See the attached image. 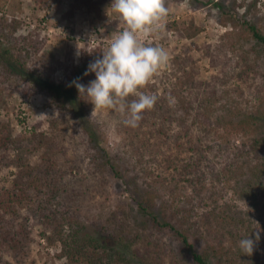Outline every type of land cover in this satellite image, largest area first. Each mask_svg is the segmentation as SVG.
<instances>
[{"label":"trees","instance_id":"obj_1","mask_svg":"<svg viewBox=\"0 0 264 264\" xmlns=\"http://www.w3.org/2000/svg\"><path fill=\"white\" fill-rule=\"evenodd\" d=\"M102 1L73 0L63 16L71 22L75 11L84 9L92 12L97 20ZM170 1L192 2L197 7L211 4L223 15L221 24L235 29L238 20L243 31L264 55L261 28L245 19L244 15L239 16L235 11L231 14L220 1ZM8 2L0 0V115L3 110L7 111V99L2 91L6 86L21 83L26 93L43 94L46 104L54 107L61 117L72 118L79 123L84 138L72 144L74 152L77 154L83 147L89 154V161H94L96 170L108 171L113 178L122 179L118 163L101 152L98 131L89 121L90 102L74 84L76 81L87 85L95 79V73H84L91 62L102 58L105 50L83 46L80 62L75 63L69 47L64 60L60 61L42 48L43 42L36 32L17 35L21 22L6 16ZM33 2L43 10H59L61 0ZM106 29L109 33L110 26ZM199 30V27L189 24L183 38L191 39ZM150 45L155 46L153 43ZM211 60L214 62L212 57ZM190 62L191 59L183 53L173 54L169 60L170 67L159 71L141 89L157 95L159 99L152 110L142 114L137 127L125 123V113L117 109L108 111L116 120L117 129L126 135L130 145L126 154L135 157L133 169L143 177L153 176L139 199L131 197L142 217V228H147L145 234H142L143 229L127 234L109 232L101 223L93 224L92 234L76 229L74 225L79 224L80 212L72 205L78 202L79 195L71 187L65 164H71L70 169L78 166L75 161L65 158L66 150L60 151L66 141L65 130L59 127L57 120H51L47 131H37L33 127L18 133L13 129L11 119L3 120L0 116V164L12 169L10 179H0V264H9L6 256L18 263L28 256L32 242L30 220L48 232L46 238L50 244H59L57 256L64 260V264H131L128 251L137 264H246L241 258L243 256L236 257L231 246L224 247L223 242L249 229L252 215L248 211L227 203L218 205L215 201L208 211L200 215L199 221L187 222L181 221L174 211L166 215L154 210L155 200L161 196L159 187L168 188V179L177 177L191 190L200 191L206 180L213 184V181L219 182L223 178L233 184V194L262 217L259 218L260 230L253 227L251 232L255 238L257 234L264 238V203H261L264 200V107L236 118L216 116L212 119L213 109L225 92L220 88L223 82L221 75H213L208 81L199 80ZM57 70L62 71L61 79L54 76ZM252 71L253 67L248 64L245 70L236 74L240 76ZM169 96L175 98L174 105H169ZM259 101L264 103V100ZM212 130H221L224 136L233 134L239 138V143L233 146L235 151L232 150L234 154L228 165L220 171L203 169L206 151L214 149L206 144ZM100 157L105 159L100 161ZM148 163H159L158 169L166 171L169 178L147 169L144 165ZM134 181L135 178L131 183ZM165 207L171 210L166 204ZM200 232L204 234L206 245L202 252L196 249L194 239V233ZM163 233L170 234L180 243L182 259L173 253L165 254L160 244ZM236 250L242 253L240 248ZM258 257L262 259L259 261L258 258L256 264H264V255Z\"/></svg>","mask_w":264,"mask_h":264},{"label":"rangeland","instance_id":"obj_2","mask_svg":"<svg viewBox=\"0 0 264 264\" xmlns=\"http://www.w3.org/2000/svg\"><path fill=\"white\" fill-rule=\"evenodd\" d=\"M72 1L61 0L59 10L55 8L43 10L33 0H9L5 12L7 17L19 19L21 22L17 35L24 36L29 32H36L43 42L42 48L53 53L60 61L64 60V55L70 47L74 62L79 63L80 50L83 46L89 49L106 50L125 25L119 14L111 9L112 0L101 2L99 19H94L92 12L81 9L76 10L71 22H68L63 13L70 9ZM218 1L231 14L235 11L239 16L244 15L245 19L258 25L264 34V0ZM166 6L168 15L163 22V28L147 40L143 37L139 39L142 43H153L155 46L163 47L169 55V60L175 53H183L189 57L195 77L199 80L208 81L213 75H221L223 82L220 88L222 87L225 92L213 109L212 119L216 116L224 117V119L236 118L255 112L257 109L262 110L264 103L259 100H264V55L254 40L243 31L239 21L236 20L235 29L228 24H221L223 15L211 4L197 7L192 2L173 3L166 0ZM189 24L199 27L200 30L193 38L186 39L183 35ZM108 26H110L109 33L106 29ZM174 27H178L179 30ZM248 64L253 67V71L238 76ZM169 67L168 62L160 72L166 71ZM54 76L61 79L62 71L57 70ZM2 91L7 99V111L1 112V119H11V125L16 132L19 133L22 129L27 131L33 127L37 131H47L51 120H57L59 127L65 130L66 141L60 151L66 150L65 158L70 162L75 161V165L78 166V168L70 169L71 164H65L71 187L79 195L78 202L72 205L80 212L79 224L74 227L92 234L94 233L93 224L101 223L108 228L109 232L117 231L127 234L135 229H143L142 234H145L147 228H142V217L131 197L139 199L153 176L143 177L135 168L133 169L135 157H132L130 153L126 154L130 145L126 135L117 129L116 120L108 112L110 109H97L93 112L94 105L90 102L89 121L98 131L99 148L103 150L101 152L106 157L107 155L113 157L118 163L122 179L113 178L108 171L96 170L94 161H89V154L85 153L83 147L79 149L77 153L79 158L76 159L77 154L72 144L84 138L79 123L72 118L61 117L54 107L46 104V97L43 94L26 93L21 83L6 86ZM223 136L221 130L216 132L212 130L207 137L206 144L214 149L206 151L207 159L203 163L205 171L209 168L220 171L223 166L228 165L234 154L233 146L239 143L238 136L233 134ZM103 159L105 158L100 157V161ZM158 165L159 163H148L144 166L154 173H160L169 178L166 171L158 169ZM11 172V168H5L0 164V179H10ZM134 178L135 181L132 184L131 181ZM167 182L168 188L159 187L161 196L155 200L156 212L169 215L171 211H174L181 221L191 222L199 221L200 215L208 211L215 201L218 205L227 203L248 211L252 215L249 229L246 232H239L233 238L224 239L223 245L231 246L235 256H243L241 258L246 264H256L258 258L259 261L262 259L258 256L264 255V238L260 235L258 241L254 232H251L253 227L260 230L259 218L262 217H258L249 206L233 194L232 183H227L223 178H220L219 182L213 181V184L206 180L202 189L198 191L191 190L177 177L174 180L168 179ZM261 203H264V200H261ZM165 204L170 206L171 210L167 209ZM30 225L32 242L28 256L21 263L6 256L5 259L9 264H64V260L57 256L60 251L59 244L57 242L50 244L46 238L48 232L44 231L39 224L30 220ZM248 235L256 241L250 256L236 250L239 248L238 242ZM203 237L204 234L201 232L194 233L196 249L200 252L206 249ZM160 244L165 254L173 253L178 259H182L181 245L173 236L163 233ZM127 257L131 264H137L130 251L127 252ZM210 259L213 263V258Z\"/></svg>","mask_w":264,"mask_h":264},{"label":"clouds","instance_id":"obj_3","mask_svg":"<svg viewBox=\"0 0 264 264\" xmlns=\"http://www.w3.org/2000/svg\"><path fill=\"white\" fill-rule=\"evenodd\" d=\"M111 9L119 14L125 27L102 52V58L88 65L84 75L95 73V79L87 85L76 81L74 84L78 92L94 105L93 112L117 109L126 114L128 126L137 127L142 114L152 110L159 99L141 89L169 62V55L163 47L142 43L139 38L147 40L160 31L168 9L166 0H112ZM168 102L171 106L176 101L169 96ZM255 243L248 235L238 242V246L242 254L250 256Z\"/></svg>","mask_w":264,"mask_h":264}]
</instances>
